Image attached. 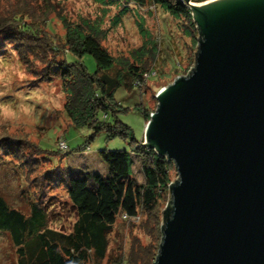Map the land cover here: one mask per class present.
Wrapping results in <instances>:
<instances>
[{"label":"trees","instance_id":"trees-1","mask_svg":"<svg viewBox=\"0 0 264 264\" xmlns=\"http://www.w3.org/2000/svg\"><path fill=\"white\" fill-rule=\"evenodd\" d=\"M32 1L36 2L35 11L30 10ZM32 1L21 0V10L0 14V56L5 54L3 51L14 49L35 78L33 81H60L66 95L64 110L75 127H90L93 135L105 129L109 137L130 136L135 140L130 126L116 115L121 104L115 91L119 86H137L145 93V84L159 75L157 67L163 47L159 38L146 28L143 12L152 15L160 9L178 21L185 47L192 51L198 45L199 30L189 4L186 0H93L100 7L94 19L80 14L72 20L52 0ZM53 13L57 19L51 17ZM129 16L138 20L141 30H148L145 41L128 57L114 56L104 43L110 32L121 27ZM56 21L62 25L63 34L58 33ZM165 33L169 46L173 35L170 30ZM183 48L177 52L181 57L185 55ZM86 54L96 60L97 69L93 73L83 61ZM165 58L173 63L177 75L188 72L171 53ZM189 61L195 63L192 56L188 64ZM140 110L146 124L155 109L147 103ZM110 115L113 123L106 120ZM143 141L144 137L140 142L136 140L131 150L101 151L108 165V172L102 174L63 166L57 163V158L52 160L51 152L38 143L33 145L37 152L29 154L23 140L0 137V152L20 161L17 166L27 173L25 179L36 195L30 194L29 211L25 212L11 206L0 193V235L10 237L18 264H105L108 258L110 264H154L168 211L162 205L170 199L175 165L154 148L143 145ZM88 147L85 145L83 151ZM58 149L67 150L59 145ZM134 155L140 160L143 182L135 177ZM42 158H47L50 165L39 170V165L47 161ZM27 166L29 169L25 171ZM46 185L66 188L67 203L75 216L70 231L53 227L58 219L53 214V202L44 200ZM135 228L141 231L137 235L133 232ZM121 233L118 241L116 236ZM114 242L118 244L117 256L111 254Z\"/></svg>","mask_w":264,"mask_h":264},{"label":"water","instance_id":"water-1","mask_svg":"<svg viewBox=\"0 0 264 264\" xmlns=\"http://www.w3.org/2000/svg\"><path fill=\"white\" fill-rule=\"evenodd\" d=\"M186 2L195 63L156 95L143 141L179 174L154 264H264V0Z\"/></svg>","mask_w":264,"mask_h":264},{"label":"rangeland","instance_id":"rangeland-1","mask_svg":"<svg viewBox=\"0 0 264 264\" xmlns=\"http://www.w3.org/2000/svg\"><path fill=\"white\" fill-rule=\"evenodd\" d=\"M52 1L56 8L64 10V13L72 20H76L80 14L94 19L95 15L100 13L99 5L93 0ZM192 1V3L199 2ZM21 4V0H0V14H9L11 12L13 14L21 10ZM35 5L36 2L32 1L30 10L35 11V8H33ZM143 13L146 18V28L152 31L154 37L159 38L160 44L163 47L157 67L159 75L156 78L152 77L149 80L150 82L145 84L143 89L145 93H142L137 86L131 88L119 86L115 91L116 99L121 104L120 111H118L116 115L123 123L130 126L135 140L130 136L124 137L118 135L109 137V132L105 129H101L98 133L93 135L94 131L90 127L77 128L72 125V121L64 110L66 95L62 90L61 82L53 81L40 83L33 81L35 78L28 72L24 64L20 62L17 51L14 49H11L12 52L3 51L5 54L0 56V71H4L5 66H7V79L8 76L12 75V66L16 65L22 67L28 75L25 80H15V82L10 84L7 88L0 86V91H6L7 93L0 97V102L11 103L13 106L23 102L30 106L33 112L30 117L22 116L20 120L15 122H0V137L6 135L7 137L23 140L26 143L25 150L29 154L37 152L36 147L33 145L38 143L40 147L51 152L52 160H56L57 158V163L63 166L83 168L102 174L107 173L108 165L102 159L101 151H114L119 149L131 150L136 145V140L140 142L143 139L147 124H145L144 115L140 110L143 104L146 106L148 103L152 109H156V95L161 89L171 84L179 75L187 74L193 68L194 63L189 61L188 64V60L191 56L195 60L198 48L197 45V47L191 51L189 47H185V38L182 35L180 27H178L180 23L166 15L164 11L156 9L153 11L152 15H149V12ZM51 17L56 18V13H53ZM55 24L57 25L56 28L58 33L63 34L64 29L62 25L58 24V21H56ZM166 30H170V33L173 35L171 42H169V46L167 44L168 40L165 38ZM147 33L148 30H141L138 20L136 22L134 17L129 16L121 27L110 32L109 38L104 44L114 56L128 57L132 50L139 48L143 44ZM173 48L175 52H173ZM182 48L185 54L184 57H181L177 53L178 50ZM167 53H171L178 61L180 60L183 66L189 69L188 72L177 75L178 72L173 68V63H169V58H167V61L166 58L163 60V57H166ZM83 61L88 66L90 72L93 73L96 71L97 63L93 55L86 54ZM106 120L113 123V116L110 115ZM60 140H65L68 144L67 148L61 147L62 150L67 149L64 152L58 149ZM85 145L89 147L86 151H83ZM41 153L44 152L41 151ZM133 158L135 177L139 182H143L144 176L141 172L140 160L137 155H134ZM41 160L47 161L39 165V170L50 165L47 158H42ZM19 163V160L16 161L12 157L10 158L0 152V193L6 197L11 206L28 212L32 196L36 195L34 193V187L32 188L29 181L25 179L27 173H24V169L20 170L17 166ZM36 168L38 170V167ZM28 169V166L25 167V171ZM36 174H38V171L35 175ZM172 180V183L179 180L176 167L172 171ZM44 189V200L45 202H53V214H55V218L58 219L57 222H53V227L59 230L70 231L75 216L71 206L67 203L68 194L66 188L64 186L54 188L46 185ZM37 192H39V189H37ZM30 194L32 196H30ZM51 195L53 196L50 197ZM169 196L170 199L168 198L169 200L163 202V209L170 204L171 193ZM136 223L138 224L139 222ZM133 232L134 235H137L141 231L140 228H135ZM122 233L116 236L118 241L121 239ZM111 254L114 256L119 254L118 244L116 242L111 246ZM109 261L110 259L108 258L105 264H110ZM0 264H18L16 247L7 234L0 235Z\"/></svg>","mask_w":264,"mask_h":264},{"label":"clouds","instance_id":"clouds-1","mask_svg":"<svg viewBox=\"0 0 264 264\" xmlns=\"http://www.w3.org/2000/svg\"><path fill=\"white\" fill-rule=\"evenodd\" d=\"M13 72L11 76L6 75L8 72L7 66H5L4 71H0V86L7 88L10 84L15 82V80L23 81L27 78V72L16 65H13ZM6 91H0V97L6 95ZM33 109L21 102L13 106L11 103L0 102V122L3 121H17L23 117H30L32 115Z\"/></svg>","mask_w":264,"mask_h":264},{"label":"built area","instance_id":"built-area-1","mask_svg":"<svg viewBox=\"0 0 264 264\" xmlns=\"http://www.w3.org/2000/svg\"><path fill=\"white\" fill-rule=\"evenodd\" d=\"M59 147L61 148H67L68 147V144L65 140H60L59 143H58Z\"/></svg>","mask_w":264,"mask_h":264},{"label":"bare ground","instance_id":"bare-ground-1","mask_svg":"<svg viewBox=\"0 0 264 264\" xmlns=\"http://www.w3.org/2000/svg\"><path fill=\"white\" fill-rule=\"evenodd\" d=\"M210 2H212V0H209V1H206V2H202V3H194L193 5H196V6H204V5L209 4Z\"/></svg>","mask_w":264,"mask_h":264},{"label":"crops","instance_id":"crops-1","mask_svg":"<svg viewBox=\"0 0 264 264\" xmlns=\"http://www.w3.org/2000/svg\"><path fill=\"white\" fill-rule=\"evenodd\" d=\"M144 135H145V133H144Z\"/></svg>","mask_w":264,"mask_h":264}]
</instances>
